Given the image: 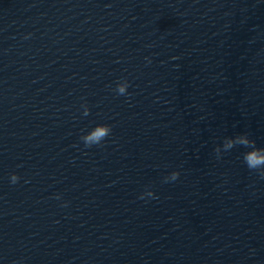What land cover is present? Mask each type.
<instances>
[{
	"label": "water",
	"instance_id": "obj_1",
	"mask_svg": "<svg viewBox=\"0 0 264 264\" xmlns=\"http://www.w3.org/2000/svg\"><path fill=\"white\" fill-rule=\"evenodd\" d=\"M240 133L264 0H0V264H264V178L215 153Z\"/></svg>",
	"mask_w": 264,
	"mask_h": 264
},
{
	"label": "clouds",
	"instance_id": "obj_2",
	"mask_svg": "<svg viewBox=\"0 0 264 264\" xmlns=\"http://www.w3.org/2000/svg\"><path fill=\"white\" fill-rule=\"evenodd\" d=\"M173 59L176 58L173 57ZM129 86V82L126 79H123L117 83L115 92L117 95H130L127 92ZM82 108V114L84 116L89 115L90 109L88 108L87 104L82 105ZM111 131L112 129L110 125L98 124L82 135L81 140L83 141L86 148H90L93 145H100L107 137L110 136ZM236 146H241L248 149V151L243 153L245 165L250 171L257 172L262 178H264V147H257L255 141L249 137L248 133H240L234 137H226L222 146H217L215 148L217 158L219 159L223 152H229ZM179 175L180 173L178 171H173L168 176L164 177V182H174L179 178ZM19 179L20 177L15 173L10 176V182L12 184H16ZM145 196L151 197L153 199L157 198L151 190L142 193L140 199H144ZM56 198L59 199V196Z\"/></svg>",
	"mask_w": 264,
	"mask_h": 264
}]
</instances>
